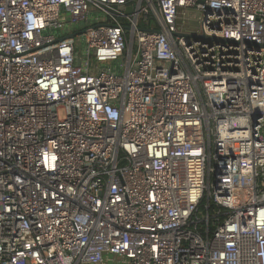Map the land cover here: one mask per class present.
<instances>
[{"label": "built area", "instance_id": "built-area-1", "mask_svg": "<svg viewBox=\"0 0 264 264\" xmlns=\"http://www.w3.org/2000/svg\"><path fill=\"white\" fill-rule=\"evenodd\" d=\"M109 255L264 264V0H0V264Z\"/></svg>", "mask_w": 264, "mask_h": 264}, {"label": "rangeland", "instance_id": "rangeland-1", "mask_svg": "<svg viewBox=\"0 0 264 264\" xmlns=\"http://www.w3.org/2000/svg\"><path fill=\"white\" fill-rule=\"evenodd\" d=\"M189 15L193 16L194 15V12L191 10L189 11ZM142 19V18H141ZM141 19L139 21V24L141 25ZM196 21H190L189 22V26L193 27L194 29L196 28ZM54 33H56V35L59 37V36H62L63 34L57 30L54 31ZM80 39H77V44H78V48L80 49H84L86 47V41H85V36L83 34L82 37H78ZM108 257L110 258H113L114 261L113 262H108V264H128L126 263V259L123 258L122 256H116V255H109Z\"/></svg>", "mask_w": 264, "mask_h": 264}, {"label": "water", "instance_id": "water-1", "mask_svg": "<svg viewBox=\"0 0 264 264\" xmlns=\"http://www.w3.org/2000/svg\"><path fill=\"white\" fill-rule=\"evenodd\" d=\"M122 8H125V7L122 6ZM125 9H126V13H127V14L131 15V14L133 13V8H132V7H128V8H125ZM77 34H79V33H73V34H71L70 36H71V37H74V36H76Z\"/></svg>", "mask_w": 264, "mask_h": 264}, {"label": "trees", "instance_id": "trees-1", "mask_svg": "<svg viewBox=\"0 0 264 264\" xmlns=\"http://www.w3.org/2000/svg\"><path fill=\"white\" fill-rule=\"evenodd\" d=\"M144 24H145V23H144V19H141V25H144ZM214 209H215V207H212L211 212H213ZM212 228H213V227H212Z\"/></svg>", "mask_w": 264, "mask_h": 264}]
</instances>
